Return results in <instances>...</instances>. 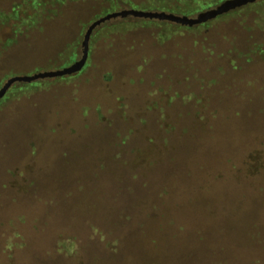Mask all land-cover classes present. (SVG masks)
<instances>
[{"label": "rangeland", "instance_id": "374dc122", "mask_svg": "<svg viewBox=\"0 0 264 264\" xmlns=\"http://www.w3.org/2000/svg\"><path fill=\"white\" fill-rule=\"evenodd\" d=\"M223 1L0 0V88ZM158 22L0 98V264H264V0Z\"/></svg>", "mask_w": 264, "mask_h": 264}, {"label": "water", "instance_id": "95a60500", "mask_svg": "<svg viewBox=\"0 0 264 264\" xmlns=\"http://www.w3.org/2000/svg\"><path fill=\"white\" fill-rule=\"evenodd\" d=\"M255 1L256 0H224L216 7L200 12L194 17H188L186 15L180 16L173 13H166L164 11L158 12V11H145V10H137V9H122L119 11L107 13L99 17L98 19L94 20L87 27L81 43L82 55L80 59H78L71 65L63 67L61 69L38 72L32 75L13 76L9 78L5 82V84L0 88V98L5 94L7 89L16 82L29 83L39 79L60 77L78 72L86 62L88 56L89 39L93 30L107 21L117 18L134 17V18L149 19V20L168 21L180 25L194 26L204 23L222 14H225L231 10L240 8L249 3H253Z\"/></svg>", "mask_w": 264, "mask_h": 264}, {"label": "trees", "instance_id": "16d2710c", "mask_svg": "<svg viewBox=\"0 0 264 264\" xmlns=\"http://www.w3.org/2000/svg\"><path fill=\"white\" fill-rule=\"evenodd\" d=\"M161 23H163V24H173V23H171V22H167V21H160ZM160 22H158V23H160ZM128 22L126 21V22H121V23H119V24H117V25H125V24H127Z\"/></svg>", "mask_w": 264, "mask_h": 264}]
</instances>
